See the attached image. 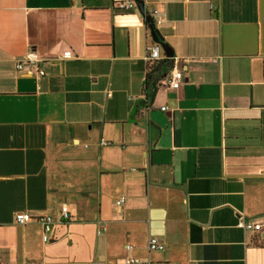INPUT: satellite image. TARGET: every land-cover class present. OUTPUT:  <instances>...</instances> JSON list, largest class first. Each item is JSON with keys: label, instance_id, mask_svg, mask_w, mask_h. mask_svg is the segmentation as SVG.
<instances>
[{"label": "crops", "instance_id": "1", "mask_svg": "<svg viewBox=\"0 0 264 264\" xmlns=\"http://www.w3.org/2000/svg\"><path fill=\"white\" fill-rule=\"evenodd\" d=\"M120 1L0 0L1 263L264 264V0Z\"/></svg>", "mask_w": 264, "mask_h": 264}, {"label": "built area", "instance_id": "2", "mask_svg": "<svg viewBox=\"0 0 264 264\" xmlns=\"http://www.w3.org/2000/svg\"><path fill=\"white\" fill-rule=\"evenodd\" d=\"M135 5L134 0H124L117 3L116 7L119 9H128ZM155 11H152L154 13ZM162 56L159 51L158 46H148L146 49L144 60L147 64L146 69V81H150L153 83L154 86H164L166 88L171 89H178L183 80L182 71L179 68L171 67L167 71H163L160 68V61ZM40 59L36 55L34 51H29L26 53L22 60H18L16 62V69L18 71H27V67H31L35 69V74L40 76L43 74V71L38 67ZM162 110H165V107H161ZM123 201V197H120L116 204H120ZM33 217L27 212H16L14 215V220L17 224H25L31 221ZM59 219L61 220H68L69 219V212L65 204H62L59 210ZM36 220L40 224V237L41 241L47 243L50 238L49 234L53 227L54 219L49 215H43L36 218ZM236 226L245 230V231H259L262 226H264L263 221H246L243 218L239 217ZM164 244L160 242L155 237H151L148 242V247L150 250L154 249H161L163 248ZM130 245H126V248H130ZM136 258H128L126 259L127 263L137 262ZM0 264L1 261H0Z\"/></svg>", "mask_w": 264, "mask_h": 264}, {"label": "water", "instance_id": "3", "mask_svg": "<svg viewBox=\"0 0 264 264\" xmlns=\"http://www.w3.org/2000/svg\"><path fill=\"white\" fill-rule=\"evenodd\" d=\"M136 2H138L139 4H141V3H142V1H141V0H136Z\"/></svg>", "mask_w": 264, "mask_h": 264}]
</instances>
